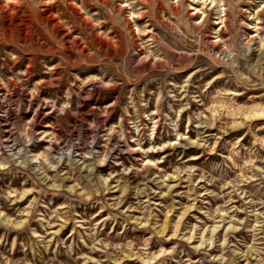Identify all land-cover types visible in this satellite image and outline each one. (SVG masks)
<instances>
[{
  "label": "rangeland",
  "instance_id": "374dc122",
  "mask_svg": "<svg viewBox=\"0 0 264 264\" xmlns=\"http://www.w3.org/2000/svg\"><path fill=\"white\" fill-rule=\"evenodd\" d=\"M0 264H264V0H0Z\"/></svg>",
  "mask_w": 264,
  "mask_h": 264
},
{
  "label": "bare ground",
  "instance_id": "6f19581e",
  "mask_svg": "<svg viewBox=\"0 0 264 264\" xmlns=\"http://www.w3.org/2000/svg\"><path fill=\"white\" fill-rule=\"evenodd\" d=\"M220 18V21L218 22L219 24H223L222 25V27L219 29V31L217 32L218 34H220V33H223L224 32V30L226 29V27H227V24H228V21H229V16H227V15H224V16H220L219 17ZM217 23V24H218ZM261 22L259 21L258 22V24H260ZM261 28V27H260ZM259 28V29H260ZM255 39V42L257 41L256 39H257V37H254ZM220 40H218V41H214V44L216 45V46H219L220 45V43L221 42H219ZM252 41H253V36H252ZM250 42H251V40H250ZM259 115V114H258ZM248 117V116H247ZM48 179V178H47ZM175 180V179H174ZM163 184H164V182H163ZM165 185V184H164ZM117 187V186H116ZM173 188H175L176 186H172ZM115 191H117V190H115Z\"/></svg>",
  "mask_w": 264,
  "mask_h": 264
}]
</instances>
